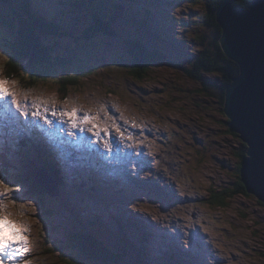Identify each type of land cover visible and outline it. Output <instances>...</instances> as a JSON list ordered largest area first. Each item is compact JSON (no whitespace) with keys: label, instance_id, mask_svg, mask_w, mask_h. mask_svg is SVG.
I'll use <instances>...</instances> for the list:
<instances>
[{"label":"rangeland","instance_id":"374dc122","mask_svg":"<svg viewBox=\"0 0 264 264\" xmlns=\"http://www.w3.org/2000/svg\"><path fill=\"white\" fill-rule=\"evenodd\" d=\"M30 1L34 10L40 8L51 21L71 31L77 28L78 35L88 24L82 13L73 11L71 0ZM97 1L92 0L95 6ZM113 2L119 9V4L124 5L128 13L121 22L132 28L117 25L116 37L77 40L40 33L48 53L69 56L63 71L74 75L76 83L66 85L65 80V85H58L55 78L44 81L22 73L9 61L12 52L0 44V76L7 79L5 72L18 74L8 80L28 106L24 116L11 104V97L0 100L4 111L0 146L9 141L16 150L23 140L33 144L53 168L50 173L42 165L36 173H46L59 182L49 187L50 195L44 189L35 194L36 180L27 166L19 177L0 178L19 188L0 201L10 218L29 229L30 251L15 258L13 264L24 258L33 264H69L73 260L91 264L67 247L72 234L81 229L96 233L115 252L128 242L134 245L133 255L119 264H264V204L251 194H237L224 206L211 202L215 199L212 194L235 189L242 159L238 156L241 140L229 133L217 98L221 77L203 74L192 79L183 70L189 58L210 46L215 28L204 24V11L194 0ZM149 2L160 5L162 12ZM142 9L154 12L145 16ZM1 11H7L2 2ZM134 12L139 20L133 18ZM13 35L0 22V40ZM138 36L146 45L158 46L166 57L145 78H136V72L119 62V56L126 54L124 38ZM59 87L66 91V98ZM34 103L41 112L49 109L50 120L53 107L59 121L67 118H60L57 107L77 108L81 116H98L97 123L107 127L108 134L101 131L97 138L87 131L91 125H83L87 134L83 136L78 128L72 130L75 135H69L71 130L65 125H44L31 115L37 110ZM117 139L119 145L114 144ZM142 146L145 149H139ZM25 154L17 156L15 172L21 170ZM184 255L190 260H182Z\"/></svg>","mask_w":264,"mask_h":264},{"label":"trees","instance_id":"16d2710c","mask_svg":"<svg viewBox=\"0 0 264 264\" xmlns=\"http://www.w3.org/2000/svg\"><path fill=\"white\" fill-rule=\"evenodd\" d=\"M107 1L108 0H98L96 6L92 0L70 1L74 9L73 11L82 13L88 20V24L80 30L78 35L75 33L77 28H72L71 31V29L51 21L41 12L40 8H35V11L33 8L34 3L30 0H0V2H2V4L4 3L7 7V11L0 12V22L11 28L16 37L14 38L13 35L11 38H1L0 44H3L8 51L12 52L13 55L10 57L9 61L16 63L23 71L22 73L28 74L34 79L44 81L52 77L55 78L56 81L58 80V85H65V80L66 85L68 83H76V77H72L74 75L70 76V72L63 71V68L67 67L69 64V56L60 58L48 53L47 47L42 44L40 33L56 35L57 37L67 36L77 40H90L93 39L94 36L116 37L118 36L117 25H124L121 20L123 18L126 19L128 12H124V5L119 4L120 10L117 7V3H114L113 0L109 3H107ZM129 1L131 3V0ZM224 1L225 0H194L193 3L201 4V8L204 11V24L214 27L216 35H214L215 38L210 41V46H205L202 42L205 48L200 49L193 57L189 58L190 60L188 59L189 62H187V66L183 67L184 73L192 79H200L203 74L220 75L221 84L217 98L221 104L222 111L227 87L233 82V78L239 74V65L226 56L220 44L222 30L217 21V11ZM106 4L107 6L101 10ZM233 4L237 7H247L249 5V0H234ZM152 6H156V8L159 7L154 3H152ZM142 11L143 14L148 13L147 10L142 9ZM123 29L130 30L132 28L123 26ZM138 37L139 38H124L123 44L126 54L124 55L125 57L119 56L121 58L119 62L124 65L126 63L125 67L132 72H136V78H145L150 68L153 65L165 63L166 57L158 46H148L144 43L145 41L141 36ZM198 38L201 39L202 37L198 36ZM39 70L41 71L38 72ZM81 73H84L83 70ZM5 74L7 79H13L18 75H15L13 72H5ZM66 77L68 79H66ZM207 88L208 87H205L204 90H207ZM59 92L63 94V99L66 98V91H62L59 87ZM228 131L230 134L238 136L236 133L230 132L229 129ZM8 142L5 141L4 143L3 141V145L0 146V178L5 180L6 176L9 174L19 177L23 174L24 167L26 166L32 171L30 173L32 177H34V173L37 169L41 168L42 165L46 166L50 173L52 172L53 168L50 167L49 163L43 161L39 153L33 148V145L31 146L22 141L20 146L16 150H13L12 147H15V145L10 142L8 144ZM240 143L241 146L239 147L238 156L242 158L246 154L247 147L241 141ZM35 148L38 149V146L35 145ZM29 149H31L32 152ZM23 151H26L24 157H27L30 164L24 163V161L26 162V159H24L23 163H20L21 170L15 172L18 170L16 167L18 163L16 162L18 160L17 156L21 155ZM33 184L36 185V187L33 188L35 194L44 192L40 184L35 181H33ZM237 194L249 196L239 177L235 182V189L229 192L226 190L222 193L216 192L212 194L215 199H212L211 202L224 206L228 199L233 198ZM50 214L51 213L48 212V215ZM81 231L82 229L72 234L67 247L76 251L83 260L90 261L91 264H104L108 262L119 264L123 259L133 255V251H135L134 245L129 242L122 246L123 248L121 251H112L98 238L96 233L93 234L89 229L84 230L85 232ZM68 263L79 264L76 260L69 261Z\"/></svg>","mask_w":264,"mask_h":264},{"label":"water","instance_id":"95a60500","mask_svg":"<svg viewBox=\"0 0 264 264\" xmlns=\"http://www.w3.org/2000/svg\"><path fill=\"white\" fill-rule=\"evenodd\" d=\"M233 2L225 0L217 11L221 30L226 13L235 20L230 32L222 31L220 43L226 56L240 64L239 74L227 87L223 112L230 132L247 147L239 162V179L246 192L264 204V176H249L251 154L259 155L264 146V0H249L247 7H237ZM33 178L47 194L52 193L50 186H58L46 173L35 172Z\"/></svg>","mask_w":264,"mask_h":264},{"label":"snow or ice","instance_id":"6c2138e0","mask_svg":"<svg viewBox=\"0 0 264 264\" xmlns=\"http://www.w3.org/2000/svg\"><path fill=\"white\" fill-rule=\"evenodd\" d=\"M221 23L223 25L222 31L230 32L235 20L231 13H226L225 18ZM13 85L14 82L0 76V100H5L11 97V104L15 106L21 115L27 116L28 106L19 98L21 94L13 90ZM24 100H27L26 94L24 95ZM64 103L67 104L68 100L65 99ZM53 105H55V101H53ZM32 107L37 109L31 113L33 117L42 118L48 125L52 124V120L47 118L49 109L45 108L43 112H41L39 106L35 103ZM79 112V109L72 108L71 110L60 111L59 116L67 118L71 129L78 128L79 131L83 132L85 131L83 125H91L87 131L92 132L97 138L100 137L101 131L106 135L108 134V128H100L97 123V120L99 119L98 116H93L87 113L81 116ZM50 114L53 117L57 115L55 107H53ZM94 129L95 131H93ZM116 131H120L119 126H116ZM69 135H75V133L69 131ZM121 135H123V133H121ZM106 147H110V145L106 144ZM251 156L252 158L249 161L250 178L255 179L258 174L264 176V146L261 145L259 155L253 153ZM14 191H19V188L9 186L3 180H0V197L11 194ZM13 203H16V201L13 200ZM28 231L29 229L24 223L10 218L3 202L0 201V264H13L15 258H23L29 253ZM17 264H33V262L31 259L24 258L17 261Z\"/></svg>","mask_w":264,"mask_h":264},{"label":"bare ground","instance_id":"6f19581e","mask_svg":"<svg viewBox=\"0 0 264 264\" xmlns=\"http://www.w3.org/2000/svg\"><path fill=\"white\" fill-rule=\"evenodd\" d=\"M81 2V1H80ZM131 3H138L137 2V0H131ZM150 3V5L152 6V3L151 2H149ZM234 3V2H233ZM159 11H161L162 12V10H160V5H159ZM161 9H162V7H161ZM46 11V10H45ZM142 13H143V11L142 10H140ZM148 11V10H147ZM150 11H153V9L152 10H150ZM148 12V13H145L144 15L145 16H149L150 14L149 13H152V12ZM154 12V11H153ZM164 12V11H163ZM153 14V13H152ZM49 15V14H48ZM138 17V15L137 14H135V17H133L134 19H138L137 18ZM145 18V17H144ZM165 18V17H164ZM166 19V18H165ZM139 20V19H138ZM58 22V21H57ZM60 23V22H59ZM220 25V24H219ZM221 44V43H220ZM225 53V52H224ZM236 62V61H235ZM239 66H240V64L238 63V62H236ZM58 109H59V111H62L63 109H62V107L61 108H59V107H57ZM49 115V114H48ZM51 118L53 119V124H55L56 126L59 124V125H65V128H68L69 130H78V129H71L70 128V125H69V123H68V121H63V119H62V121H59L57 118H55V117H53V116H51ZM60 118H62V117H60ZM31 126V125H30ZM52 127V126H51ZM79 131V130H78ZM80 132V131H79ZM33 134V133H32ZM81 134V133H80ZM82 136L83 135H87L86 134V132H83L82 134H81ZM90 137V136H89ZM117 137V136H116ZM30 138V137H29ZM114 138H115V136H114ZM116 139V138H115ZM64 140V139H63ZM118 140V139H117ZM116 140V143H114V144H117V145H119L120 144V142H119V140L117 141ZM41 143V142H40ZM39 143V144H40ZM11 145V144H10ZM33 145V144H32ZM6 146V145H5ZM67 146V145H66ZM27 147V146H26ZM31 147V146H30ZM42 147V146H41ZM40 147V148H41ZM23 148H25V147H23ZM2 149V148H1ZM20 149V148H19ZM139 149H141V150H143V149H145V147H139ZM148 149V148H147ZM30 150V149H29ZM38 150V149H37ZM42 150V149H41ZM59 150V149H58ZM32 152V151H31ZM28 153V152H27ZM31 154V153H30ZM26 155V154H25ZM43 156V155H42ZM142 155H140V157H141ZM143 158V157H142ZM52 160V159H51ZM99 162L101 163L102 161L99 159ZM66 169V168H65ZM53 171V170H52ZM57 171H59V170H57ZM61 174V173H60ZM57 175V174H56ZM62 182V181H61ZM89 183V182H88ZM59 185V184H58ZM181 227V226H180ZM48 234V233H47ZM145 234V233H144ZM168 235H169V233H168ZM48 238V237H47ZM150 239V238H149ZM173 246V245H172ZM175 248V247H174ZM149 254V253H148ZM177 254V253H176ZM177 256V255H176ZM148 257V256H147ZM183 259L182 260H184V261H188V260H190V257L189 256H186V255H184L183 257H182ZM181 260V261H182ZM181 264V263H180Z\"/></svg>","mask_w":264,"mask_h":264}]
</instances>
